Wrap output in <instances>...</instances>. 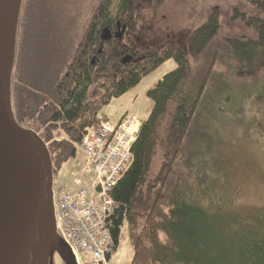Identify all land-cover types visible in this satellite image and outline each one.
<instances>
[{
    "label": "trees",
    "instance_id": "trees-1",
    "mask_svg": "<svg viewBox=\"0 0 264 264\" xmlns=\"http://www.w3.org/2000/svg\"><path fill=\"white\" fill-rule=\"evenodd\" d=\"M244 1L251 10H234L232 18L241 16L253 34L226 38L238 77L256 75L264 67V0ZM139 2L159 7L164 0H99L66 59L52 44L50 0H21L11 71L15 118L45 141L54 175L76 157L103 105L174 58L176 67L147 90L153 105L132 145L133 163L112 190L116 207L109 228L115 248L125 222L134 250L131 264H264V209L252 219L239 221L233 214L211 212L166 191L215 63L213 55L198 80L190 83L186 79L191 59H197L217 34L218 9L214 7L190 31L184 48L167 38L138 52L117 34L122 26L124 31L135 30ZM105 28L109 37L102 39ZM94 85L102 93L91 101L88 94ZM158 154L160 166L152 173Z\"/></svg>",
    "mask_w": 264,
    "mask_h": 264
},
{
    "label": "rangeland",
    "instance_id": "rangeland-1",
    "mask_svg": "<svg viewBox=\"0 0 264 264\" xmlns=\"http://www.w3.org/2000/svg\"><path fill=\"white\" fill-rule=\"evenodd\" d=\"M99 0H50L52 42L58 55L71 57L87 21ZM117 2L111 8L116 10ZM219 12V29L197 59H191L186 80L195 83L206 61L215 55V63L197 109L184 138V151L173 165L166 191L179 199L221 215L237 216L239 221L257 216L264 209V67L256 75L235 74L233 51L226 38L251 36V29L232 18L234 10L248 12L244 0H164L159 7L139 2L135 8V30H125L122 42L131 50L144 52L170 38L185 47L190 31L201 24L211 10ZM176 67L170 58L146 74L140 82L101 107L99 117L117 124L126 115L139 124L153 105L147 90ZM102 93L98 85L90 88L88 98L95 101ZM62 137H65L60 132ZM63 163L53 176L56 189H74L70 171L80 159ZM160 155L154 157L151 172L160 166ZM127 225H121L118 243L109 254L108 264H131L133 258ZM51 264H65L54 253Z\"/></svg>",
    "mask_w": 264,
    "mask_h": 264
},
{
    "label": "water",
    "instance_id": "water-1",
    "mask_svg": "<svg viewBox=\"0 0 264 264\" xmlns=\"http://www.w3.org/2000/svg\"><path fill=\"white\" fill-rule=\"evenodd\" d=\"M21 0H0V264H51L57 253L74 264L56 234L52 202L53 169L45 141L14 117L11 71ZM118 27H120V24ZM125 26L119 29V38ZM106 28L101 38L107 39Z\"/></svg>",
    "mask_w": 264,
    "mask_h": 264
},
{
    "label": "built area",
    "instance_id": "built-area-1",
    "mask_svg": "<svg viewBox=\"0 0 264 264\" xmlns=\"http://www.w3.org/2000/svg\"><path fill=\"white\" fill-rule=\"evenodd\" d=\"M139 121L99 118L83 136L80 161L71 169L74 189L53 190L56 234L75 264H108L114 242L109 228L116 202L112 190L132 165Z\"/></svg>",
    "mask_w": 264,
    "mask_h": 264
},
{
    "label": "bare ground",
    "instance_id": "bare-ground-1",
    "mask_svg": "<svg viewBox=\"0 0 264 264\" xmlns=\"http://www.w3.org/2000/svg\"><path fill=\"white\" fill-rule=\"evenodd\" d=\"M17 264H28L24 252L20 255V258Z\"/></svg>",
    "mask_w": 264,
    "mask_h": 264
}]
</instances>
